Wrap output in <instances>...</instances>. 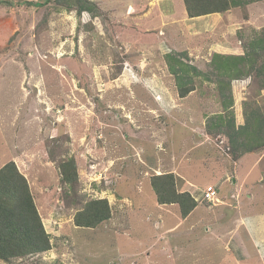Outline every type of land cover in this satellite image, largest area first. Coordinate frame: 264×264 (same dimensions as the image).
<instances>
[{
	"label": "rangeland",
	"instance_id": "rangeland-1",
	"mask_svg": "<svg viewBox=\"0 0 264 264\" xmlns=\"http://www.w3.org/2000/svg\"><path fill=\"white\" fill-rule=\"evenodd\" d=\"M92 1L97 16L60 0L0 4V167L16 162L51 237L50 249L0 264H264L237 249L239 237L250 239L229 220L230 201L190 214L187 222L212 226L230 216L211 235L189 238L179 204H160L151 185L153 175L174 172L179 190L190 191L178 174L190 178V170L201 179L195 188L215 184L210 170L223 171L204 170L210 154L235 168L227 137L206 127L222 110L216 84L197 82L179 97L165 55L208 71L213 52L243 54L264 27V1L190 19L183 0ZM263 82L255 72L233 81L238 124L246 101L264 106ZM255 153L264 173V150ZM71 157L75 191L59 168ZM234 194L242 206L246 191ZM91 198L107 199L112 216L78 226L75 215ZM169 223L176 228L166 230Z\"/></svg>",
	"mask_w": 264,
	"mask_h": 264
},
{
	"label": "trees",
	"instance_id": "trees-1",
	"mask_svg": "<svg viewBox=\"0 0 264 264\" xmlns=\"http://www.w3.org/2000/svg\"><path fill=\"white\" fill-rule=\"evenodd\" d=\"M60 1L67 9L99 15L98 6L92 0ZM184 1L189 17H196L226 12L233 7L259 0ZM3 2L4 0H0V4ZM244 50V54L213 52L207 62V67L210 68L208 71L192 64L189 58H181V55H165L169 72L175 77L179 97L185 98L196 90L197 82L205 80L216 84L222 110L207 116V131L227 137L230 152L237 158L249 152L264 150V106L246 101L243 108L244 121L238 124L232 89L235 79L253 72L264 81V27L259 31L254 30L245 43ZM59 168L62 184L75 191L79 181L75 158L61 161ZM151 185L160 204H179L183 218L198 205L190 191L179 190L174 172L153 175ZM111 216L112 209L107 199L91 198L77 211L75 222L78 226L95 227ZM50 239L27 178L19 171L15 161L6 162L0 167V260L5 262L46 251L51 248Z\"/></svg>",
	"mask_w": 264,
	"mask_h": 264
},
{
	"label": "crops",
	"instance_id": "crops-1",
	"mask_svg": "<svg viewBox=\"0 0 264 264\" xmlns=\"http://www.w3.org/2000/svg\"><path fill=\"white\" fill-rule=\"evenodd\" d=\"M256 3H259V2H256ZM227 48L230 49L229 47ZM239 48L240 47H236L235 49L238 50ZM256 155L257 154L255 152H249V153L242 155L241 157L235 160V166H234L235 168L233 170L230 166L225 165L218 158H214L213 155L211 154L208 155V159H209L208 161L210 164L206 163L204 166V170L207 169L209 171L210 170L209 167L212 168L214 166L220 169L221 171H223V172H214L211 169L210 174L213 177L217 178V180H215L216 181L215 184L220 185L219 187H221L222 189L224 187L227 188V190L225 191L223 190L222 192H220V197H221L220 199H221L222 204L220 203L217 206H213L214 210L218 212L221 208L220 206L223 205V203H225L226 201H230L231 203L228 206L233 207L232 208L233 215L230 218H229L230 215L224 216L219 220L217 219L218 217L217 216L216 221L214 222L215 224L213 226L210 224L211 221H209L208 223L206 221L202 222V220H198L200 222L197 221L194 224L187 222L186 219L189 217L190 214L192 215L194 213H198L201 210V207L206 208L208 206L205 203H199L197 207L193 210V212L190 213L187 217L181 218L180 220L177 219L178 224L183 223L186 225L185 231L189 238H193L194 234H201L199 235V237H203L205 235H211L212 233H214L215 230H217V228L218 229L221 228V225L223 224L222 223L217 227L216 223L217 224L221 223L229 218L231 223L233 222V224L236 225L235 229H237V227L240 228L241 233H242V229H244L247 234L248 239H250V246H249V243L246 242L245 239H242L239 237L240 246H242V248L241 249L237 248V249L241 253L242 251H244V249L247 252H250L251 250L252 253H255V255L264 257V212H262V210H264V183H262L264 179V173L263 172L259 173L258 171L259 161ZM189 160L190 159L187 158V162ZM186 169H187V165H186ZM187 173L188 171L185 173V175H181L180 173L178 174L184 180V184L186 186L187 185L190 186V184H192V186L189 187L190 192L195 193V189H196L195 182H201V179L196 177V174L192 170H190L192 177L185 178L184 176H187L186 175ZM206 174L209 177L211 176L207 172ZM199 175H201V173L197 174V176ZM177 180H178V177H177ZM181 191H186V190H181ZM244 191H246V201H244L243 205L240 206V202L238 200H235V196L237 195L234 193L239 192L240 194H242L244 193ZM261 203L263 204L261 205ZM247 206L250 208H254L253 212L245 211ZM213 207H210V208H213ZM238 211H240L239 214H238ZM165 216L167 218H170L172 215L169 213V214H165ZM199 223L200 225L202 224L203 226L202 230L199 229L200 228ZM169 225L170 227L167 228L166 230H173L177 226V225L172 226L171 223H169ZM180 228L181 226L177 228V230H179ZM235 229L233 228V231ZM193 231H195L194 234H193ZM196 238L197 240H199L198 237ZM189 245H190V240H189ZM188 251H191V250L188 249Z\"/></svg>",
	"mask_w": 264,
	"mask_h": 264
},
{
	"label": "clouds",
	"instance_id": "clouds-1",
	"mask_svg": "<svg viewBox=\"0 0 264 264\" xmlns=\"http://www.w3.org/2000/svg\"><path fill=\"white\" fill-rule=\"evenodd\" d=\"M260 1H264V0L255 1V2H253V3L260 2ZM183 2H184V5H185V9H186V11H187L185 1L183 0ZM253 3H248V4H246L245 6H236V7L231 8V9L228 10V11H232V10H234V9H241V8L246 7V6H248V5H250V4H253ZM226 12H227V11H226ZM217 13H221V12H217ZM187 14H188V11H187ZM207 15H215V13H213V14H207ZM203 16H204V15H203ZM189 18H191V17H189ZM247 21H248V20H247ZM243 54H244V53H243ZM263 180H264V179H263ZM209 185H215V186H217V190L220 189V188H219L220 185H217V184H209ZM209 185H207V186H209ZM207 186H205V187H197V188L195 189L196 192H195V193L192 192V194H193L194 197L196 198L198 204H199V203H205V204H207L209 207H213V206H217V205H219V204L221 203V199H220V198H221V197H220V190H219L218 195H217L218 199H215V200H214V204H211V205H210V204H208L207 202H204V201H200V200H198V198L200 197L201 191L204 190L205 188H207ZM83 227H85V226H83Z\"/></svg>",
	"mask_w": 264,
	"mask_h": 264
},
{
	"label": "built area",
	"instance_id": "built-area-1",
	"mask_svg": "<svg viewBox=\"0 0 264 264\" xmlns=\"http://www.w3.org/2000/svg\"><path fill=\"white\" fill-rule=\"evenodd\" d=\"M218 190L217 186L209 185L207 188L201 191L200 197L198 200L207 202L208 204H214V200L218 199Z\"/></svg>",
	"mask_w": 264,
	"mask_h": 264
}]
</instances>
